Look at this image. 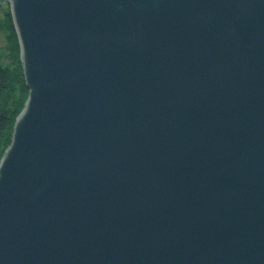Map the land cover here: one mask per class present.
<instances>
[{
    "label": "water",
    "instance_id": "1",
    "mask_svg": "<svg viewBox=\"0 0 264 264\" xmlns=\"http://www.w3.org/2000/svg\"><path fill=\"white\" fill-rule=\"evenodd\" d=\"M4 1L0 264H264V0Z\"/></svg>",
    "mask_w": 264,
    "mask_h": 264
},
{
    "label": "trees",
    "instance_id": "2",
    "mask_svg": "<svg viewBox=\"0 0 264 264\" xmlns=\"http://www.w3.org/2000/svg\"><path fill=\"white\" fill-rule=\"evenodd\" d=\"M0 32L4 34V54H0V161L9 147L13 127L28 96L20 49L9 6L0 2ZM5 61V63H4Z\"/></svg>",
    "mask_w": 264,
    "mask_h": 264
},
{
    "label": "rangeland",
    "instance_id": "3",
    "mask_svg": "<svg viewBox=\"0 0 264 264\" xmlns=\"http://www.w3.org/2000/svg\"><path fill=\"white\" fill-rule=\"evenodd\" d=\"M0 1H2V0H0ZM2 4V6H6V4L9 6V3L8 2H5L4 0H3V3H1ZM9 12H10V7H9ZM0 15H1V12H0ZM11 15V14H10ZM13 22V21H12ZM13 26H14V24H13ZM15 30V29H14ZM16 33V32H15ZM17 36V35H16ZM17 40H18V38H17ZM18 45H19V42H18ZM4 46H5V37H4V34L2 33V32H0V54L2 53V54H4ZM19 49H20V45H19ZM4 63H5V61H4Z\"/></svg>",
    "mask_w": 264,
    "mask_h": 264
}]
</instances>
